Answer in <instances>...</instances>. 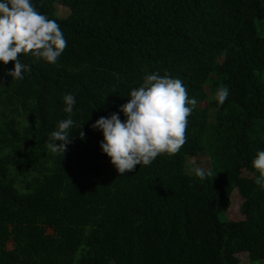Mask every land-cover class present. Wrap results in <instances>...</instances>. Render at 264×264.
I'll return each instance as SVG.
<instances>
[{"label":"trees","instance_id":"trees-1","mask_svg":"<svg viewBox=\"0 0 264 264\" xmlns=\"http://www.w3.org/2000/svg\"><path fill=\"white\" fill-rule=\"evenodd\" d=\"M33 3L68 43L55 64L21 54L31 70L20 80L6 72L14 61L0 62V264H264V188L252 166L264 149V0ZM153 71L179 77L197 101L187 140L120 175L90 125ZM220 86L230 89L222 106ZM68 92L73 142L53 153ZM235 190L241 220L226 213Z\"/></svg>","mask_w":264,"mask_h":264},{"label":"clouds","instance_id":"clouds-1","mask_svg":"<svg viewBox=\"0 0 264 264\" xmlns=\"http://www.w3.org/2000/svg\"><path fill=\"white\" fill-rule=\"evenodd\" d=\"M67 43L58 21L38 11L33 0H0V62L7 65L14 61V66L6 69L12 79H23L31 70L30 65L19 58L21 54L55 64ZM229 95L230 89L220 86L215 96L217 105L222 106ZM128 97L118 106L119 111L99 116L90 125L102 132L100 150L107 154L120 175L134 170L138 164H152L159 155L177 153L187 140L188 117L197 104L179 77L167 72L161 75L158 71L146 73ZM62 99L63 111L68 116L58 121L46 146L53 153L64 154L73 142L70 130L75 124L73 114L77 100L71 92ZM79 136L83 139L84 131H79ZM252 166L259 172L255 183L264 188V149L257 151ZM195 172L201 178L207 176L204 168L196 167Z\"/></svg>","mask_w":264,"mask_h":264},{"label":"rangeland","instance_id":"rangeland-1","mask_svg":"<svg viewBox=\"0 0 264 264\" xmlns=\"http://www.w3.org/2000/svg\"><path fill=\"white\" fill-rule=\"evenodd\" d=\"M55 11L58 17L60 18H67L70 14V8L59 3L58 1H55L54 3ZM257 27L259 29V32L264 35V20H258L257 21ZM206 103L204 102L203 105ZM196 159L201 160L202 163H205L208 160V157L206 155H199ZM237 190H235L231 196L233 200V205L229 211H227V215L232 220H241L245 218V215L241 211V204H242V196ZM226 217V214H225ZM242 262L240 264H262L260 260L257 261H248V258L246 256L242 257Z\"/></svg>","mask_w":264,"mask_h":264}]
</instances>
